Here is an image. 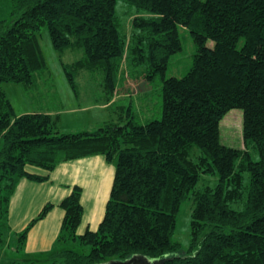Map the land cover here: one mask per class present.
<instances>
[{
	"label": "trees",
	"instance_id": "16d2710c",
	"mask_svg": "<svg viewBox=\"0 0 264 264\" xmlns=\"http://www.w3.org/2000/svg\"><path fill=\"white\" fill-rule=\"evenodd\" d=\"M122 1L135 11L127 35L115 15L117 0H16L9 19L0 20V264H36L23 253L27 234L53 208L46 204L21 233H11L9 201L18 182L49 178L26 168L50 173L60 163L98 155L114 168L104 216L95 231L78 235L82 190L73 187L59 203L64 217L49 264L135 255L163 264H264V0ZM180 27L190 32L195 53L182 78L166 79L170 58L182 50ZM42 29L60 56L80 54L61 63L74 99L82 72L99 77L96 101L113 119L62 133L59 114L44 106L38 88L51 80ZM141 66L140 82L161 81L159 118L151 109L141 118L123 87ZM8 83L34 93L39 109L14 112L2 88ZM234 109L242 112L241 149L221 143L220 123ZM205 176H215L216 184L196 190ZM190 194V241L180 254L172 238ZM9 237L18 256L5 261Z\"/></svg>",
	"mask_w": 264,
	"mask_h": 264
},
{
	"label": "rangeland",
	"instance_id": "374dc122",
	"mask_svg": "<svg viewBox=\"0 0 264 264\" xmlns=\"http://www.w3.org/2000/svg\"><path fill=\"white\" fill-rule=\"evenodd\" d=\"M16 0H0V20H8L9 14L13 6V2ZM135 11L132 7L126 4L122 0H117L115 7V15L120 23V30L123 34L127 35L130 32V21L134 16ZM179 36L181 40L182 50L181 52L172 56L169 60L168 67L164 74L166 79L170 77L182 78L189 70L192 64V58L195 53V46L193 44L190 32L180 27ZM39 43L47 62L48 75L51 80L49 84L45 85L40 83L38 88L41 89V93L46 96V104L51 107V111H57L60 116V122L67 123L62 133H76L84 129H92L98 124V126L107 120L114 118L111 117L104 105H98L96 101V93L98 89L99 77H93L87 72H82L80 76L76 78L77 86L80 92L79 100H75L70 90L66 77L61 66V63H72L80 57L77 52H66L63 56L57 54L51 47L50 41L45 29H42L39 34ZM123 71L126 69V64L123 65ZM146 67L141 66L136 69V75L133 78H129L127 81H131V84H125L123 87L131 90V100L135 109L138 110L139 116L145 118L148 116L146 109L153 110L155 118L160 117L161 113V81L155 79L152 83L143 84L140 82L142 79L141 74L145 73ZM139 76V77H138ZM139 79H138V78ZM137 78V79H135ZM143 80V79H142ZM144 81V80H143ZM51 86V90L49 87ZM2 88L10 101L14 112L17 114H25L36 112L39 108L37 97L32 93L26 94L20 86L15 84H3ZM117 98L121 96H116ZM35 98V99H33ZM116 98V99H117ZM121 106H127L128 101H122ZM140 105V106H139ZM149 106V107H148ZM141 110V112L139 111ZM242 112L238 109L228 112L220 123V137L221 143L241 149L242 144ZM88 128H87V127ZM92 127V128H91ZM94 129V128H93ZM197 151V150H194ZM253 160H257L256 152L252 153ZM217 182V178L214 176L202 177L197 184V189H202L204 186H214ZM194 209L193 195L190 194L188 198L181 204L179 214L177 216V225L175 233L173 235V242L178 243L181 246L180 254L187 253L188 245L190 241V221L191 214ZM14 239L9 237L6 246H3V252L5 254V261L15 259L18 254L13 252ZM46 258H38L37 256L32 258L36 264H49L50 261ZM4 260L0 259V263Z\"/></svg>",
	"mask_w": 264,
	"mask_h": 264
},
{
	"label": "crops",
	"instance_id": "0c3cea01",
	"mask_svg": "<svg viewBox=\"0 0 264 264\" xmlns=\"http://www.w3.org/2000/svg\"><path fill=\"white\" fill-rule=\"evenodd\" d=\"M50 112L55 114L57 111ZM59 125L61 130L68 126L63 122ZM26 171L39 176L48 175L49 178L39 183L27 179L18 182L9 201L8 226L11 233H21L46 204L53 205L49 213L35 223L27 234L23 250L27 258L32 259L36 256L44 260L48 258L64 217V211L59 207V203L69 196L75 186L82 190L83 207L77 234L82 235L87 229L95 231L98 228L104 216L114 177L113 166L107 163L103 156L63 162L50 173L31 166H28Z\"/></svg>",
	"mask_w": 264,
	"mask_h": 264
},
{
	"label": "water",
	"instance_id": "95a60500",
	"mask_svg": "<svg viewBox=\"0 0 264 264\" xmlns=\"http://www.w3.org/2000/svg\"><path fill=\"white\" fill-rule=\"evenodd\" d=\"M163 260H148L143 256L135 255L125 261L112 260L102 264H163Z\"/></svg>",
	"mask_w": 264,
	"mask_h": 264
}]
</instances>
